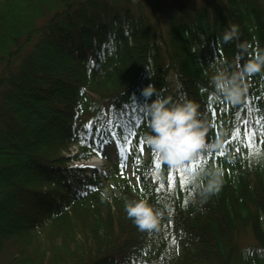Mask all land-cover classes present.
Returning <instances> with one entry per match:
<instances>
[{"label": "trees", "instance_id": "1", "mask_svg": "<svg viewBox=\"0 0 264 264\" xmlns=\"http://www.w3.org/2000/svg\"><path fill=\"white\" fill-rule=\"evenodd\" d=\"M159 1L0 0V251L21 248L9 264H264V72L245 77L236 105L211 84L264 52V0L172 2L162 23ZM149 84L198 104L207 142L224 148L163 163L144 141ZM113 142L122 155L106 179L62 165L71 145L89 160ZM213 167L220 190L193 202L192 174ZM136 199L172 212L140 230L124 211ZM73 208L91 214L71 224ZM47 223L56 238L28 249Z\"/></svg>", "mask_w": 264, "mask_h": 264}, {"label": "clouds", "instance_id": "2", "mask_svg": "<svg viewBox=\"0 0 264 264\" xmlns=\"http://www.w3.org/2000/svg\"><path fill=\"white\" fill-rule=\"evenodd\" d=\"M238 37V26L232 25L224 32V43ZM240 48L245 49L241 44ZM264 72V52L247 60L238 69L227 67L217 69L211 79L216 92L233 105L240 104L247 92L245 77ZM144 103L141 108L147 119L150 133H146L144 141L147 146L160 157L170 168H178L193 160L201 153L222 150L224 145L217 141L207 142L208 126L199 111V105L191 100L174 101L158 92L153 84L141 90ZM156 98L153 100L152 97ZM192 199L200 197L203 203L209 196L220 190L223 183V171L210 168L192 174ZM124 211L140 230H154L165 212L171 213L169 203L162 202L160 208H154L144 199H136L125 203Z\"/></svg>", "mask_w": 264, "mask_h": 264}, {"label": "rangeland", "instance_id": "3", "mask_svg": "<svg viewBox=\"0 0 264 264\" xmlns=\"http://www.w3.org/2000/svg\"><path fill=\"white\" fill-rule=\"evenodd\" d=\"M194 2V1H198L199 0H160L159 1V8L156 9L158 11V14L160 15L159 17V21H161L162 23V19L165 17V15L167 13H169L172 7V2ZM149 22H152V18H149ZM99 83L97 82L95 87H94V91H91L89 93V99H95L97 97V93L99 91ZM85 117V116H84ZM80 151V148L78 146L75 145H71L67 148H65L64 151L61 152L62 157H63V164L64 166H68L69 168L71 167H82V166H86V167H90V168H94L98 173L103 175V179H106L107 175H111L112 173V167H114V165L116 164L115 162H117L118 160V156L122 155V152L119 151L118 147L116 146V143L113 142V144L109 147H105L102 151L103 156H99V159L102 161L101 163L98 164H91L90 161L87 162H83V161H77V159H75V157L77 156V153ZM144 158H146V156H144ZM125 172L128 173V177L131 178V183L133 182V180L135 179V175L134 173H132V167L131 164H128ZM106 188L107 187H113V182L109 181L108 184H106ZM107 193H95L93 195V199L97 198L99 201H103L105 200V197H107L108 195H106ZM113 195H115V192H113ZM116 196V195H115ZM91 198V199H92ZM109 199H113L109 197ZM69 218H70V222L72 223H76L78 224L79 220H81V217L86 216V218L89 217V215L91 214L90 211H86L83 210L82 208H73L69 210ZM53 232V227L47 223L44 227H42L41 229H38V231L34 232L32 234V236L29 238L28 242L29 244L27 245L28 249H31L35 247V242H37L38 240H42L45 241V243L50 242V240H53L52 237H46L49 233ZM56 238V237H55ZM54 238V239H55ZM11 249V250H10ZM20 249H12L10 247H5L4 249H2L0 251V264H9L10 262V258L11 255L17 254L18 252H20Z\"/></svg>", "mask_w": 264, "mask_h": 264}, {"label": "bare ground", "instance_id": "4", "mask_svg": "<svg viewBox=\"0 0 264 264\" xmlns=\"http://www.w3.org/2000/svg\"><path fill=\"white\" fill-rule=\"evenodd\" d=\"M91 162V164H93V163H95V164H98L99 165V163H101L102 161L100 160V159H98V158H94L92 161H90Z\"/></svg>", "mask_w": 264, "mask_h": 264}]
</instances>
